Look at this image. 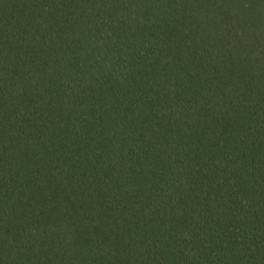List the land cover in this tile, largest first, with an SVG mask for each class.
Masks as SVG:
<instances>
[{
	"label": "trees",
	"instance_id": "obj_1",
	"mask_svg": "<svg viewBox=\"0 0 264 264\" xmlns=\"http://www.w3.org/2000/svg\"><path fill=\"white\" fill-rule=\"evenodd\" d=\"M0 264H264V0H0Z\"/></svg>",
	"mask_w": 264,
	"mask_h": 264
}]
</instances>
